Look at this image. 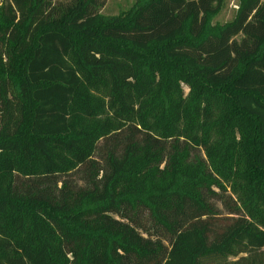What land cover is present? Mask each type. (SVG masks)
Here are the masks:
<instances>
[{
	"label": "trees",
	"instance_id": "obj_1",
	"mask_svg": "<svg viewBox=\"0 0 264 264\" xmlns=\"http://www.w3.org/2000/svg\"><path fill=\"white\" fill-rule=\"evenodd\" d=\"M0 3V264H264V0Z\"/></svg>",
	"mask_w": 264,
	"mask_h": 264
},
{
	"label": "rangeland",
	"instance_id": "obj_2",
	"mask_svg": "<svg viewBox=\"0 0 264 264\" xmlns=\"http://www.w3.org/2000/svg\"><path fill=\"white\" fill-rule=\"evenodd\" d=\"M134 1L135 0H109L103 11L110 14H116L130 7ZM237 2L238 0H228V6L218 16V19L220 21L229 20L234 14Z\"/></svg>",
	"mask_w": 264,
	"mask_h": 264
},
{
	"label": "crops",
	"instance_id": "obj_3",
	"mask_svg": "<svg viewBox=\"0 0 264 264\" xmlns=\"http://www.w3.org/2000/svg\"><path fill=\"white\" fill-rule=\"evenodd\" d=\"M2 0H0V3H1Z\"/></svg>",
	"mask_w": 264,
	"mask_h": 264
}]
</instances>
